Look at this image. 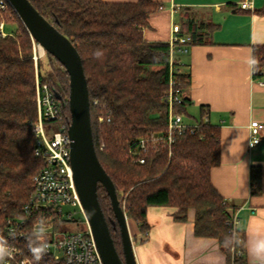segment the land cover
<instances>
[{
  "label": "trees",
  "instance_id": "16d2710c",
  "mask_svg": "<svg viewBox=\"0 0 264 264\" xmlns=\"http://www.w3.org/2000/svg\"><path fill=\"white\" fill-rule=\"evenodd\" d=\"M29 1L73 43L82 59L95 149L128 220L147 235L150 207L175 209L178 222H186L189 210H194L196 237L216 239L228 264H249L245 233L233 225L235 210L211 180L213 169L221 162L219 130L201 120L193 133L178 138L171 152L160 147L143 155L134 147L140 139L167 130L164 98L170 79V46L144 38L150 15L161 6L152 0ZM255 13L264 16V7ZM0 23H4V32L8 25L15 27L13 32H5V37L0 35V231H4L9 218L23 216L33 178L44 165L35 155L33 133L38 120L36 77L67 102L69 76L49 54L56 62L51 73L43 70L41 60L35 66L31 36L10 4L0 9ZM186 26L191 45L210 43L202 32L207 28L204 23L190 20ZM96 49L103 50L101 59L93 56ZM253 59L252 78L257 81L264 78V45L254 47ZM176 82L183 94L177 111L184 116L190 103L184 92L191 85V76L181 72ZM66 112L70 117L68 105ZM261 179V167H252V186H259ZM98 198L121 255L120 232L110 223L114 218L111 203L101 185ZM41 261L50 264L45 257Z\"/></svg>",
  "mask_w": 264,
  "mask_h": 264
},
{
  "label": "crops",
  "instance_id": "0c3cea01",
  "mask_svg": "<svg viewBox=\"0 0 264 264\" xmlns=\"http://www.w3.org/2000/svg\"><path fill=\"white\" fill-rule=\"evenodd\" d=\"M152 1L161 8L150 15L144 29L147 42L169 43L173 26L189 34L186 24L190 20L207 26L202 32L210 43L191 45L186 53L178 51L176 59L180 71L191 76L184 92L190 102L186 115L191 113L196 123L204 120L219 130L221 162L211 180L235 210L238 227L245 233L249 263V236L264 231V86L252 78L250 63L254 47L264 45V16L255 13L264 7V0H252L253 10H242V0ZM253 121L263 128L261 143L250 148ZM254 166L261 167L262 179L253 187ZM175 212L170 207H150L147 235L132 221L129 230L137 264H228L216 239L195 236L194 210H189L186 222L175 221Z\"/></svg>",
  "mask_w": 264,
  "mask_h": 264
},
{
  "label": "built area",
  "instance_id": "2783aa9c",
  "mask_svg": "<svg viewBox=\"0 0 264 264\" xmlns=\"http://www.w3.org/2000/svg\"><path fill=\"white\" fill-rule=\"evenodd\" d=\"M8 0H0V9L6 8ZM242 10H253L252 0H242ZM0 35L5 37L4 23H0ZM192 37L183 34L179 26H173L170 46V79L168 92L164 102L168 108L167 130L162 135L150 136L140 139L134 146L139 153L147 154L151 150L167 147L171 152L172 146L181 136L193 133L199 124L188 125L184 116L177 111L183 102V94L177 87L176 75L181 73L176 59V52L186 53L191 46ZM44 49L33 40V60L37 67L42 60ZM254 67L252 76L254 74ZM264 79V78H263ZM257 80L264 86V80ZM38 120L33 124V133L37 139L35 155L43 160L42 169L34 176L32 188L27 202L23 207L21 218H9L0 234L8 237L15 235V239L8 237L9 243L16 249L15 258L10 264H26L31 258V252L23 238L25 235L39 230V218H44L43 230L49 243L48 254L44 257L50 264H104L98 250L95 238L91 231L88 219L80 201V197L73 178L71 165V139L68 134L70 117L67 115V102L59 100L48 84L41 83L36 77ZM102 123L104 118L100 116ZM263 126L258 121L250 124V148L261 143V130ZM141 164L144 159H139ZM81 213L86 221L83 229L71 232L62 231L66 224L79 226L75 214ZM233 225L238 226L236 215ZM52 248L61 254V260L52 255ZM39 264H43L40 261Z\"/></svg>",
  "mask_w": 264,
  "mask_h": 264
},
{
  "label": "water",
  "instance_id": "95a60500",
  "mask_svg": "<svg viewBox=\"0 0 264 264\" xmlns=\"http://www.w3.org/2000/svg\"><path fill=\"white\" fill-rule=\"evenodd\" d=\"M31 38L66 70L69 76L68 107L71 139V165L74 182L104 264H137L127 215L117 195L116 187L102 167L95 149L88 83L82 59L73 43L49 22L29 0H8ZM61 99L60 96H57ZM107 192L113 219L121 237L122 256L118 252L98 198V187Z\"/></svg>",
  "mask_w": 264,
  "mask_h": 264
},
{
  "label": "clouds",
  "instance_id": "9594fccd",
  "mask_svg": "<svg viewBox=\"0 0 264 264\" xmlns=\"http://www.w3.org/2000/svg\"><path fill=\"white\" fill-rule=\"evenodd\" d=\"M103 55L102 49H96L93 52L96 59H101ZM250 63L254 64L255 60H250ZM39 223L41 225L39 230L34 229L33 232L23 237L31 252V258H27L26 264H39L43 257L48 254L49 243L43 230L44 218H39ZM8 237L16 238L13 234ZM8 237L0 234V264H10L15 258L16 249L13 244L9 243ZM247 251L249 264H264V231H255L250 234L247 241Z\"/></svg>",
  "mask_w": 264,
  "mask_h": 264
},
{
  "label": "rangeland",
  "instance_id": "374dc122",
  "mask_svg": "<svg viewBox=\"0 0 264 264\" xmlns=\"http://www.w3.org/2000/svg\"><path fill=\"white\" fill-rule=\"evenodd\" d=\"M14 30H15V27L9 26V25L6 26V28H5L6 33L13 32ZM31 40H32V46H33V39L31 38ZM41 61L43 62V70L47 73H51L53 71L52 67L56 66V62L54 60L50 59V57L46 51L44 52ZM184 120L188 125L196 124L195 118L192 116L191 113L184 115ZM75 220H77L79 223L78 227H75L73 224H66V225L62 226L61 230L66 231V232H71V231H74L76 229H83L84 223L86 221L84 215H82L81 213H76L75 214ZM132 225H133V222L131 220H129V227H132ZM119 251L121 252V256H122V247ZM52 255H54V257L57 260H61V254L58 251H56L54 248H52Z\"/></svg>",
  "mask_w": 264,
  "mask_h": 264
}]
</instances>
